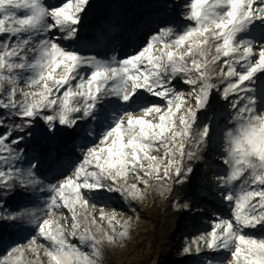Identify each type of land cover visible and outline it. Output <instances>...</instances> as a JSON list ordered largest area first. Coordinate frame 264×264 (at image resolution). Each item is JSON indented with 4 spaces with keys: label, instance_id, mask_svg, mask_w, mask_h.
<instances>
[{
    "label": "snow or ice",
    "instance_id": "snow-or-ice-1",
    "mask_svg": "<svg viewBox=\"0 0 264 264\" xmlns=\"http://www.w3.org/2000/svg\"><path fill=\"white\" fill-rule=\"evenodd\" d=\"M172 4L161 0L158 6L168 10ZM88 7L90 0H64L54 7L40 0H0V36L5 37L0 41V92L6 96L0 97V109L6 110L0 115V223L35 216L30 209L12 213L7 198L17 186L26 189L39 182L41 159L53 158L45 146L61 128L75 130L87 124L84 134L94 142L82 148L71 174L48 185L50 195L40 210L48 218L34 222L39 236L50 243L51 250L45 248V253L52 264H73V257L75 264H98L103 241L90 231L96 221L88 219L89 200H95L100 190L136 199L141 195L138 184L147 187L153 178L164 187L169 181L178 186L194 181V162L202 159L210 132L208 124H198V113L211 107L212 93L219 91L220 99L228 102L221 156L227 171L215 183L223 190L218 195L230 203L231 216L214 214L210 231L194 242L209 250H227L229 264H264V236L248 231L264 226V94L252 95L245 83L264 73V42L238 39L254 21L264 23V0H190L185 18L192 23L182 32L160 27L139 51L111 62L63 45V40L78 38ZM181 46L187 51L177 55L172 49ZM20 81L29 87L43 82L42 90L23 91ZM177 84L192 88L185 94ZM17 92L22 99H16ZM190 98L195 107L179 115L177 130V112ZM149 115L158 122L145 118ZM13 118L20 123H5ZM26 139L36 154L24 168L20 165L28 150L21 145ZM160 148L170 157L162 176L163 160L149 155ZM129 174L137 183L121 184L120 178ZM179 207L191 210L192 205L185 202ZM62 209L71 213L70 231L61 223H67ZM100 215L103 219L102 208ZM108 222L115 232L119 223L115 214ZM118 235L123 238L126 231ZM66 236L90 247L91 256ZM106 239L111 242L115 237Z\"/></svg>",
    "mask_w": 264,
    "mask_h": 264
},
{
    "label": "rangeland",
    "instance_id": "rangeland-1",
    "mask_svg": "<svg viewBox=\"0 0 264 264\" xmlns=\"http://www.w3.org/2000/svg\"><path fill=\"white\" fill-rule=\"evenodd\" d=\"M92 1L90 0V7L88 8L93 7ZM40 2L46 7H54L63 3L64 0H40ZM121 2L123 4L129 3V5L125 8L122 4L119 5L117 11L120 16L118 24L115 25L114 20H102L95 29L98 41L89 39L88 31L82 26L84 20L82 17L81 33H79L78 38L63 40V45L85 57L94 56L111 62L113 57L119 60L139 51L147 43L148 37L154 31H158L160 27L168 25L173 27L176 32H182L192 23L185 18V14L190 12V0H176L175 3L174 0H168V3H173L172 7L175 5L176 9L180 10L181 16L185 18L184 23L175 22L173 19L175 12L171 9L162 10L159 8V11L148 12L147 9L151 6L146 3V0H122ZM157 2L153 1V6H158L161 3V1ZM19 14L23 15V10ZM166 15L171 16V19L167 18ZM4 39V36H0V41ZM238 39L264 42V23L254 21L245 31L238 34ZM172 50L177 55H182L187 51V47L181 46ZM245 83L251 87L252 95L264 94V73H258L253 80ZM42 86L43 82L32 87L25 85L23 81L19 83V88L27 92L41 91ZM4 87L7 89L8 85L5 84ZM177 88L187 94L192 86L178 84ZM0 97L6 99L2 92H0ZM16 99H22L20 92H17ZM149 99L155 103H160L155 97ZM189 107H195L194 98L186 99L182 109L177 112V130H179V115ZM227 114V105L222 110H215L210 107L198 113V124L200 126L208 124L210 128L208 145L200 153L204 160L199 170L198 199L191 197L176 198L173 192L168 190L171 188L170 181L168 187H164L156 183L153 178L147 187L138 184L141 195L136 199H124L119 193L100 190L96 194L95 200H89V204L86 206V211L89 214L88 219L94 218L96 221L94 225H89L90 231L103 241L100 246V256L97 258L98 264H229L231 256L227 250H209L203 243L194 242L201 234H207L210 231L214 222V214L221 217L231 216L230 203L225 202L222 196L218 195V192L223 190H218L215 183L216 177L225 174L227 171L221 162V156L225 154L223 132L227 130L225 127ZM135 115L140 116L142 112L136 111ZM145 118L153 120L154 123L158 122V117L152 115ZM233 126L228 125V127ZM86 127L87 125L85 129ZM85 129L81 130V135L76 137L75 143L73 141L68 144L63 142L62 137L66 131L64 128H61L56 137L47 143L52 145L49 152L53 158H46L45 161L41 159L40 161V164L43 163V166L47 167L48 170L45 176V189L41 193L43 198L42 204L39 206L40 210L43 209L45 201L50 195L48 185L57 184L62 177L71 174L82 158V148H86L94 142L85 136ZM195 130L196 126H194ZM35 154L32 151L28 152L20 166L26 168L31 157ZM57 154H61L60 157ZM149 155L163 160V163L159 165L162 176L163 168L167 165L170 157L165 155L163 148L152 150ZM142 163L147 165L148 161L145 160ZM119 182L131 185L136 184L137 179L134 174H129L126 178H120ZM185 202L192 205L191 210L179 207ZM101 208L104 212L103 219L100 215ZM61 211L67 217V223L64 220H61V223L66 231H70L71 213L66 209ZM113 214H115V220L119 222L115 225V232H113V225L108 222V217ZM39 215L48 218L47 214L42 211ZM122 225L126 227H121ZM83 227L81 225V228L78 229V234L83 231ZM121 231H126L123 238L118 235ZM248 231L250 235L264 236V226H258L257 229ZM107 235H112L115 239L109 242L106 239ZM26 237L22 241L19 239L16 242H8L7 251L3 254L0 253V264H52L45 253V248L51 250L50 243L39 236L38 228ZM32 237H36L35 242L29 245ZM65 239L69 243L76 244L81 252L91 256L92 249L90 247L81 246L78 240L71 236H66ZM20 245L25 246L23 251H11ZM198 246L199 252H197ZM185 247L190 248V251L184 252ZM73 264H75L74 257Z\"/></svg>",
    "mask_w": 264,
    "mask_h": 264
},
{
    "label": "trees",
    "instance_id": "trees-1",
    "mask_svg": "<svg viewBox=\"0 0 264 264\" xmlns=\"http://www.w3.org/2000/svg\"><path fill=\"white\" fill-rule=\"evenodd\" d=\"M122 0H93L92 1V8H88L85 10V13L82 15L84 17L83 20V27L85 28L87 32V36L89 39L98 41V38L95 34V29L99 26L100 21L106 20V21H115V25L118 24L120 16L118 15L117 11L119 10V5H123L124 8L129 5V3L123 4L121 2ZM153 1L160 2L161 0H146V3L151 6L147 9L148 12H154L159 11V6H153ZM157 2V3H158ZM175 12L174 20L177 23H184L185 18L184 16H181L180 10L176 9L175 5L171 8ZM92 13V14H91ZM91 14V15H90ZM126 16V14H125ZM167 18L171 19V16L166 15ZM117 21V22H116ZM81 33V31L79 32ZM223 59V58H222ZM27 75V73H26ZM179 80V77L177 78ZM213 83H217L219 88H223V84H219L218 81L213 79ZM178 85V84H177ZM214 96V102H212L211 109L215 110H222L226 108L227 101L220 99V92L214 91L212 93ZM4 109H0V115H5ZM6 124L9 123H20V120L18 118H13V120H6ZM87 124H82L80 129L77 128L75 130L67 129L64 132V136L62 137V140L65 144L70 143L73 141L76 142V137L81 135V130L85 129V126ZM21 147H26L28 152L32 151L33 145L26 139L24 143L21 145ZM50 147L52 145L46 144L45 151L50 150ZM60 152V151H59ZM62 152V151H61ZM35 153V152H34ZM206 153H208L206 151ZM59 157L61 154H58ZM43 161L46 160V158H42ZM202 160L194 162V172H195V180L190 181L188 184L184 185H175L171 183V191L175 195L176 198L180 197H191L193 199H198L197 193H198V186H199V176H200V167L203 161ZM47 167L45 168L43 166V163L39 165V173H38V183L35 185L29 186L26 189L20 186L16 187V190L11 193V195L7 198V203L11 207V212L15 213L17 211H24L25 209H30L35 213V216H22L19 219H16L14 222H5L0 223V253L3 254L7 251L6 247L8 242H16V241H22L26 239L28 235H30V232L35 230L36 223L34 220L38 217H40V208L39 206L42 204V192L45 189V176L47 174ZM3 214V213H0ZM18 239V240H16Z\"/></svg>",
    "mask_w": 264,
    "mask_h": 264
}]
</instances>
